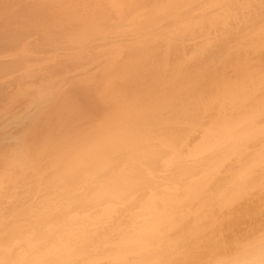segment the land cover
I'll use <instances>...</instances> for the list:
<instances>
[{"label": "bare ground", "instance_id": "6f19581e", "mask_svg": "<svg viewBox=\"0 0 264 264\" xmlns=\"http://www.w3.org/2000/svg\"><path fill=\"white\" fill-rule=\"evenodd\" d=\"M262 82L264 0H0V262L264 264Z\"/></svg>", "mask_w": 264, "mask_h": 264}, {"label": "snow or ice", "instance_id": "6c2138e0", "mask_svg": "<svg viewBox=\"0 0 264 264\" xmlns=\"http://www.w3.org/2000/svg\"><path fill=\"white\" fill-rule=\"evenodd\" d=\"M262 87H264V82H262ZM0 264H3V262H0Z\"/></svg>", "mask_w": 264, "mask_h": 264}, {"label": "rangeland", "instance_id": "374dc122", "mask_svg": "<svg viewBox=\"0 0 264 264\" xmlns=\"http://www.w3.org/2000/svg\"><path fill=\"white\" fill-rule=\"evenodd\" d=\"M95 65V64H94ZM80 73H83V72H80ZM84 74V73H83Z\"/></svg>", "mask_w": 264, "mask_h": 264}]
</instances>
